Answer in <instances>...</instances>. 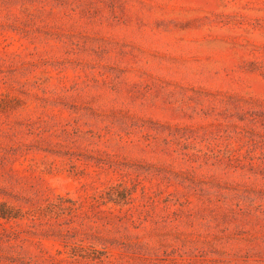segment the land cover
<instances>
[{"label": "rangeland", "instance_id": "374dc122", "mask_svg": "<svg viewBox=\"0 0 264 264\" xmlns=\"http://www.w3.org/2000/svg\"><path fill=\"white\" fill-rule=\"evenodd\" d=\"M0 264H264V0H0Z\"/></svg>", "mask_w": 264, "mask_h": 264}]
</instances>
